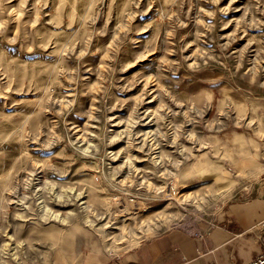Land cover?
<instances>
[{
	"label": "rangeland",
	"instance_id": "374dc122",
	"mask_svg": "<svg viewBox=\"0 0 264 264\" xmlns=\"http://www.w3.org/2000/svg\"><path fill=\"white\" fill-rule=\"evenodd\" d=\"M264 192V0H0V264H83Z\"/></svg>",
	"mask_w": 264,
	"mask_h": 264
},
{
	"label": "crops",
	"instance_id": "0c3cea01",
	"mask_svg": "<svg viewBox=\"0 0 264 264\" xmlns=\"http://www.w3.org/2000/svg\"><path fill=\"white\" fill-rule=\"evenodd\" d=\"M264 250V192L230 203L198 230L170 227L121 254L83 264H248Z\"/></svg>",
	"mask_w": 264,
	"mask_h": 264
},
{
	"label": "built area",
	"instance_id": "2783aa9c",
	"mask_svg": "<svg viewBox=\"0 0 264 264\" xmlns=\"http://www.w3.org/2000/svg\"><path fill=\"white\" fill-rule=\"evenodd\" d=\"M248 264H264V250L261 252L259 256H257L255 259L250 261Z\"/></svg>",
	"mask_w": 264,
	"mask_h": 264
}]
</instances>
